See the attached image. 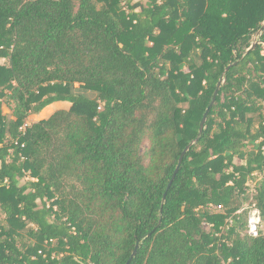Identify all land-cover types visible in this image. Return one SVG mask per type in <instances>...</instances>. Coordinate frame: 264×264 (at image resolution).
I'll return each mask as SVG.
<instances>
[{"label": "trees", "instance_id": "16d2710c", "mask_svg": "<svg viewBox=\"0 0 264 264\" xmlns=\"http://www.w3.org/2000/svg\"><path fill=\"white\" fill-rule=\"evenodd\" d=\"M0 212V264H264V0H0Z\"/></svg>", "mask_w": 264, "mask_h": 264}, {"label": "built area", "instance_id": "2783aa9c", "mask_svg": "<svg viewBox=\"0 0 264 264\" xmlns=\"http://www.w3.org/2000/svg\"><path fill=\"white\" fill-rule=\"evenodd\" d=\"M31 121L28 120L26 123L23 125V127L20 129V132L22 134H25L27 128L31 125ZM24 147V146H23ZM246 213L245 217V223H246V234L252 238H257L261 234L262 231V216L259 208L253 204L252 206H248L246 208L241 209L236 213V215H243ZM234 224V219L231 217L230 219L227 220L226 225L221 229L222 231L225 230H230L231 227Z\"/></svg>", "mask_w": 264, "mask_h": 264}, {"label": "water", "instance_id": "95a60500", "mask_svg": "<svg viewBox=\"0 0 264 264\" xmlns=\"http://www.w3.org/2000/svg\"><path fill=\"white\" fill-rule=\"evenodd\" d=\"M259 33H260V32H259ZM256 40H257V39H256ZM256 44H257V42L255 41L254 44L252 45V47L250 48V50H251V49H254L255 46H256ZM231 67H232V66H229V67L225 70L224 76H225L226 73L231 69ZM224 76H223V77L221 78V80L219 81V84H218V86H217V90L215 91V93H214V95H213V98H212L211 104H210L209 108L206 110V112H205V114H204V116H203V118H202V121H201V124H200V135H202V133H203V131H204V129H205V125H206V122H207V118H208V115H209L210 109H211V107L215 104V102H216V100H217L219 90H220V88H221V86H222V84H223V82H224ZM194 143H195V142H194ZM194 143H193V144H194ZM193 144H191L190 146H188V147L184 150V152H183V154H182V157L180 158V161H179L178 167H177V169H176V171H175V174H174V176H173V179L171 180V182H170V184H169V186H168V190H169L170 187L172 186L173 181H174V179H175V177H176V174L178 173V171H179V169H180V166H181V163H182V161H183V157H184V155L189 151L190 147H191ZM165 198H166V194H165V196H164V200H165ZM137 248H138V246H137ZM136 252H137V251H135V252L133 253L132 258L136 255ZM132 258H131V259H132ZM129 263H130V261L128 262V264H129Z\"/></svg>", "mask_w": 264, "mask_h": 264}, {"label": "rangeland", "instance_id": "374dc122", "mask_svg": "<svg viewBox=\"0 0 264 264\" xmlns=\"http://www.w3.org/2000/svg\"><path fill=\"white\" fill-rule=\"evenodd\" d=\"M143 2H145L146 0H142ZM137 2V1H135ZM5 61L2 60L1 63H4ZM58 103H55L53 105H51L49 108H47L45 111H43L41 114H39L38 116L33 117V120H31L32 123L34 122H38L46 117L49 116V114H51L59 105H57ZM3 113L8 117L11 118L12 117V111L7 107L4 106L3 107ZM252 146L249 147V149H251ZM237 163H240V160H237ZM259 178H256L253 182H251L250 186L251 188H254L255 184L259 181ZM251 204V198H249L246 202H245V208L248 207ZM4 219V216L2 215V213L0 212V222ZM206 229L209 230L208 226H206Z\"/></svg>", "mask_w": 264, "mask_h": 264}, {"label": "crops", "instance_id": "0c3cea01", "mask_svg": "<svg viewBox=\"0 0 264 264\" xmlns=\"http://www.w3.org/2000/svg\"><path fill=\"white\" fill-rule=\"evenodd\" d=\"M58 104L57 105H59L54 111H56V110H59V109H69L70 107H71V104L70 103H67V102H57ZM55 104V103H54ZM50 107V106H49ZM48 107V108H49ZM46 110V109H45ZM44 110V111H45ZM53 111V112H54ZM50 115V114H49ZM35 116H38V115H34V116H31L30 118H29V120L31 121V120H33V117H35ZM49 117V116H48ZM47 118V117H46Z\"/></svg>", "mask_w": 264, "mask_h": 264}]
</instances>
